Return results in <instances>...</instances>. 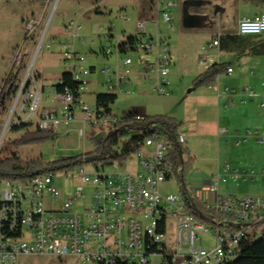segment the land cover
Here are the masks:
<instances>
[{
    "label": "built area",
    "instance_id": "2783aa9c",
    "mask_svg": "<svg viewBox=\"0 0 264 264\" xmlns=\"http://www.w3.org/2000/svg\"><path fill=\"white\" fill-rule=\"evenodd\" d=\"M42 1L54 6L60 2ZM171 6L174 4L166 2L162 7V17L170 27ZM39 23L35 18L27 21L25 43ZM81 27L77 19H70L66 38L82 37ZM137 30L134 40L126 37L122 41L117 39L114 46L102 47L105 57L115 55L117 60L114 69L111 66L102 69L109 73L105 82L107 92H128L125 87L137 73V67L157 91L167 94L172 61L169 38L159 32L148 34L143 20L138 21ZM237 33L264 34V12L241 17ZM44 40L43 32L35 53ZM216 47H220V35L213 37L204 48ZM60 53L65 72L71 74L74 83L69 85L60 80L63 89L56 90L55 99L59 104L56 108H40L41 91L38 87L30 88L18 112L20 116L29 111L22 122L37 116L36 126L53 133L62 125L78 121L82 124L79 135L83 136L87 128L114 126L124 119L126 115H116L111 104L108 107L97 101L91 104L84 98L93 68L75 43L62 42ZM136 53L138 61L134 64L132 55ZM152 54L153 58H148ZM207 61L208 58L201 57L199 63L205 65ZM227 71L231 73L233 67L228 66ZM243 92L255 95L249 87H244ZM132 114L136 120L146 117L139 111ZM226 130L221 128L220 133ZM179 140L184 145L187 141L181 131ZM171 148L169 140L153 132L140 148L133 150L131 145V154L123 161L108 165L83 163L73 171L39 173L25 181L0 180V264H18L20 255L75 256L89 264H154L153 257L159 258L156 264H225L235 259L245 238L253 235L256 240L262 234L264 196L220 194L219 184L228 175L234 179L245 176L236 169L230 170L227 164L225 173L217 174L216 180L209 179L194 191L210 212L208 219L200 221L188 215L187 196L181 192L164 194L160 189L163 182L174 176V165L169 160ZM133 156L138 161L135 170L127 167ZM247 175L255 176L253 172ZM259 175L264 178V168ZM65 176L78 181L69 193L55 183L57 177ZM88 184L93 186L91 202L78 208L86 197L84 186ZM221 215L226 216L224 220ZM172 224L174 231L170 233ZM205 233L212 235L214 245L206 241Z\"/></svg>",
    "mask_w": 264,
    "mask_h": 264
},
{
    "label": "rangeland",
    "instance_id": "374dc122",
    "mask_svg": "<svg viewBox=\"0 0 264 264\" xmlns=\"http://www.w3.org/2000/svg\"><path fill=\"white\" fill-rule=\"evenodd\" d=\"M163 1L174 4L169 10L171 27L162 17L165 3L159 4L158 0H60L57 6L45 4L42 0H0V94L4 85L8 93L4 103L5 110L2 112L0 108V158L16 155L25 160L41 158L45 162H51L94 150L92 137L101 138L107 135L113 131L111 125L87 128L81 136L79 129L82 124L76 121L59 127L47 141L20 143L17 139L28 128H38L37 116L33 120L22 122V118L29 111L26 110L18 116L21 103L30 88L38 87L41 91L40 108L59 106L55 99L56 85L65 71L60 49L61 43L68 40L74 42L76 49L85 55L88 65L96 66L97 71L88 76L92 84L84 95L88 102L94 104L98 92H107L102 83L106 82L109 73H104L102 69L108 66L114 69L117 64L115 55L105 57L102 54V47L114 46L117 39L122 41L127 34H137L138 20H158L160 16L161 34L170 35L172 51L170 73L167 76L168 93L157 91L154 84L146 78L132 77L133 80L125 87L128 92L117 94L111 110L119 117L129 111L140 110L150 116L166 114L181 120L184 128L180 130H183L187 138L189 136L185 145L192 146L193 154L198 158L192 166H188L189 188L198 190L206 180H216V175L223 174L225 164L229 163L231 170H245L242 172L245 176L238 179L228 177L226 181H221L220 194L264 196V178L259 175L264 168V104L262 96L259 95L264 91V69L253 72L241 70L235 61V73L221 78L213 90L193 85V80L206 70L198 61L201 57L207 58L209 52L204 47L209 41L217 35L237 34L238 16L264 11V0ZM216 4L226 9L225 14L216 11ZM30 18L38 19L40 23L36 32L25 43L26 23ZM70 19H77L81 24L82 37L66 38V27ZM44 30V43L35 53ZM147 30L148 34H152L156 27L147 22ZM240 37L249 38L250 40H246L249 44L256 45L257 42L264 41V34ZM219 53L223 58L220 59L216 53L211 56L217 63L220 60L225 62V58H234L238 49H223L220 43ZM153 56L152 54L148 58ZM132 57L134 64L137 63L138 53ZM11 77H14L12 83L7 81ZM246 86L256 92L253 99L243 96ZM226 91L231 95L228 99L224 97ZM243 98L245 102L242 103ZM223 116L228 117L227 124L222 122ZM21 123H27V129L13 128ZM6 125L8 128L4 133ZM222 126L227 128L224 135H220L218 131ZM139 132L140 130L129 127L122 129L118 135L119 148ZM132 159L127 167L135 170L137 156ZM252 172L254 177L247 175ZM77 182L69 176L57 177L55 181L67 193ZM197 185L200 187L197 188ZM160 189L164 194L180 193L182 190L176 175L163 182ZM84 193L86 197L78 208L91 202L93 186L85 185ZM173 231L172 224L170 233ZM205 239L210 245L215 244L210 233H205ZM158 261V257H153L154 264ZM18 264L89 263L75 256L60 258L50 255H20Z\"/></svg>",
    "mask_w": 264,
    "mask_h": 264
},
{
    "label": "trees",
    "instance_id": "16d2710c",
    "mask_svg": "<svg viewBox=\"0 0 264 264\" xmlns=\"http://www.w3.org/2000/svg\"><path fill=\"white\" fill-rule=\"evenodd\" d=\"M96 2V0H94ZM258 36V35H254ZM251 37V36H243ZM136 39L135 35H129L128 40ZM247 39H242L240 35L224 34L220 36L221 48L231 50L238 49V54L244 53L252 47V53L255 55H264V41L257 42L256 45L249 44ZM254 45V47H253ZM228 63L222 62L208 67L203 73L199 74L194 80L193 85L197 87H213L218 83L220 75L228 74ZM61 79L65 84L72 85L74 82L72 76L68 72H63ZM8 82L12 83L14 77L8 78ZM5 86V85H4ZM0 94V108L5 110L4 104L7 99V90L4 88ZM63 84L60 82L56 85V90L61 91ZM116 93L99 92L96 95L97 103H102L108 107L117 99ZM110 110V109H109ZM132 112L129 111L124 119L118 121L116 125L112 126L113 131L101 138L92 137L95 143V148L76 156L63 157L51 162H45L41 158L25 160L16 155L8 158H0V180H22L25 181L36 174L48 172H67L73 171L83 163H93L108 165L113 161L126 160L131 152L130 146L133 150L140 148L145 138L150 136L153 132L161 133L172 144L169 153V160L174 165V175L178 178L181 185V193L187 196L186 212L194 218L204 221L208 219L210 212L206 210L204 203L196 197L194 190L188 187L187 175L188 166H192L195 157L190 150L180 142L179 132L182 127V122L173 116L166 114L150 116L146 115L144 120H136L132 118ZM27 123L14 125L15 130L26 128ZM125 127L140 130V132L130 138L122 148H119V132ZM27 129V128H26ZM53 133L51 131H44L40 128L29 130L19 137L17 140L20 143H40L51 139ZM215 216L219 214L215 213ZM226 216L221 215L224 220ZM264 224V221L262 222ZM225 264H264V229L258 239H254L253 235L245 238L240 245L239 253L235 254V259L227 261Z\"/></svg>",
    "mask_w": 264,
    "mask_h": 264
},
{
    "label": "crops",
    "instance_id": "0c3cea01",
    "mask_svg": "<svg viewBox=\"0 0 264 264\" xmlns=\"http://www.w3.org/2000/svg\"><path fill=\"white\" fill-rule=\"evenodd\" d=\"M193 3L194 4H198V3H195L194 1H193ZM215 7H216V11H218V12H222L223 14H225V12H226V9L224 8V7H222V6H220L219 4H216L215 5ZM262 12H264V11H261L260 13H262ZM260 13H258V14H260ZM256 14V13H255ZM255 14H240L239 16H238V18H237V22H238V20L241 18V17H243V16H251V15H253V16H255ZM257 15V14H256ZM139 21V20H138ZM144 22H145V26H146V29H147V22H151L152 24H154V27H156V30H155V32H153L152 34H155L156 32H159L160 34H161V30H160V16L158 17V20H150V18H145V20H144ZM237 27H238V24H237ZM147 32H148V30H147ZM237 32V31H236ZM130 35H133V34H130ZM162 35H164V34H162ZM236 35H240V36H254V35H241V34H236ZM263 35V34H262ZM129 35L127 34L126 36H125V38L126 37H128ZM168 36V38H170V35H167ZM124 38V39H125ZM219 48L220 47H216V48H213V49H209L210 51H208L207 50V52H209V54L207 55V58H208V61H207V64H205L204 66H205V68L207 69L208 67H210V66H212V65H214V64H218L217 62L218 61H213L214 59L213 58H211V56H212V53H213V55L216 53L217 55H218V57L221 59V58H223L221 55H220V53H219ZM206 58V59H207ZM226 60H225V62L226 63H228V65L229 66H232V65H234V66H232L233 67V71L231 72V73H235V71H236V68H235V61H237V63H238V68L239 69H241V70H245V71H250V72H253V71H259V70H263L264 69V64H263V62H264V55H255V54H253L252 53V48H250L249 50H247L246 52H244V53H241V54H236V56L233 58H231V59H228V58H225ZM233 59H234V61H233ZM200 60V59H199ZM215 60H216V58H215ZM219 60V59H218ZM258 61V62H257ZM172 62V61H171ZM199 62V61H198ZM213 62V63H212ZM219 63H222V61L220 60L219 61ZM200 64V63H199ZM201 65V64H200ZM96 66L95 65H92V73L93 72H95V71H97V69L95 68ZM135 69H136V74H134V76H133V79H136V77H141V78H145L144 77V75L142 74V72H140L139 71V69L137 68V67H135ZM65 72V71H64ZM260 72H262V71H260ZM231 73H228V74H224V75H220L219 77H218V83H217V85L216 86H213V87H206V88H208L209 90H213L215 87H217L218 86V84H219V81H220V79L221 78H224V77H226V76H229ZM132 79V80H133ZM240 79H242V77H240ZM262 79H263V81H264V75H262ZM147 80V79H146ZM168 80V79H167ZM91 84H92V81H91ZM94 84V83H93ZM96 84V83H95ZM102 84H104L105 86H106V83L104 82V83H102ZM168 85V84H167ZM167 85H166V87H167ZM197 87V86H196ZM201 87H204V86H201ZM246 87H248V86H246ZM168 89V88H167ZM252 90V89H251ZM254 91V90H253ZM255 92V91H254ZM88 93V92H87ZM99 93V92H98ZM86 95V94H85ZM97 95V94H96ZM258 95V94H257ZM260 96H262V98H263V104H264V91L263 92H261V94H259ZM243 96H249L251 99H253L255 96H256V92H255V95L254 96H250V95H245L244 94V92H243ZM224 97L226 98V99H228L229 97H231V95H229L228 94V91H226L225 92V94H224ZM96 101V100H95ZM232 102H233V99H232ZM243 102H245V100H244V98L242 99V103ZM139 112H141V113H144V112H142V111H140V110H138ZM145 114V113H144ZM175 118H177L176 116H174ZM178 119V118H177ZM179 120V119H178ZM221 120H222V122L224 123V124H227V120H228V117L227 116H223V117H221ZM179 121H181V120H179ZM182 124H183V122H182ZM184 128V125L182 126V128L181 129H183ZM221 128H226V126H222V127H220L219 129H218V131H219V134L221 135V133H220V129ZM227 129V128H226ZM181 132H183V130H180ZM226 132H227V130H226ZM226 132L225 133H223V135L224 134H226ZM184 133V132H183ZM185 134V133H184ZM186 135V134H185ZM186 137H187V135H186ZM263 137V140H264V135L262 136ZM188 138H189V136H188ZM187 138V139H188ZM238 140V139H237ZM260 140V139H259ZM261 141V140H260ZM187 142V141H186ZM186 144V143H185ZM189 145V144H188ZM186 146V145H185ZM189 150H190V152L193 154V151H192V146L191 147H189V146H186ZM194 155V154H193ZM194 157H195V161H197V156H195L194 155ZM229 165V167H230V170H231V166H230V164L229 163H226L225 164V166L226 165ZM224 166V167H225ZM235 170V169H234ZM236 170H238V169H236ZM239 171V170H238ZM243 171H245V170H243ZM242 171V172H243ZM225 173V172H224ZM260 173H261V171H260ZM259 173V174H260ZM219 174V173H218ZM228 177H231V178H233L231 175H228L227 176V179H228ZM242 177V176H241ZM238 178H240V177H238ZM238 178H236V179H238ZM226 179V180H227ZM234 179V178H233ZM225 180V181H226ZM207 181V180H206ZM206 181L204 182V184L203 185H205V183H206ZM203 185H200V186H203ZM199 185H197V188H199L200 187ZM192 189H193V187H191ZM194 191L195 190H197L196 188L195 189H193ZM219 191H220V187H219Z\"/></svg>",
    "mask_w": 264,
    "mask_h": 264
},
{
    "label": "bare ground",
    "instance_id": "6f19581e",
    "mask_svg": "<svg viewBox=\"0 0 264 264\" xmlns=\"http://www.w3.org/2000/svg\"><path fill=\"white\" fill-rule=\"evenodd\" d=\"M7 128H8V127H7V125H6V126H5V130H4V133L6 132Z\"/></svg>",
    "mask_w": 264,
    "mask_h": 264
},
{
    "label": "water",
    "instance_id": "95a60500",
    "mask_svg": "<svg viewBox=\"0 0 264 264\" xmlns=\"http://www.w3.org/2000/svg\"><path fill=\"white\" fill-rule=\"evenodd\" d=\"M44 33H45V30H44Z\"/></svg>",
    "mask_w": 264,
    "mask_h": 264
}]
</instances>
